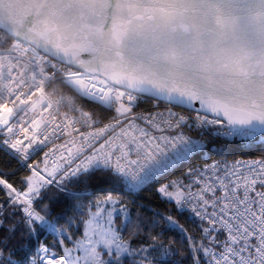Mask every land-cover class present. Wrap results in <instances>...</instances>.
I'll list each match as a JSON object with an SVG mask.
<instances>
[{"label": "snow or ice", "instance_id": "1", "mask_svg": "<svg viewBox=\"0 0 264 264\" xmlns=\"http://www.w3.org/2000/svg\"><path fill=\"white\" fill-rule=\"evenodd\" d=\"M0 264H264V0H0Z\"/></svg>", "mask_w": 264, "mask_h": 264}]
</instances>
